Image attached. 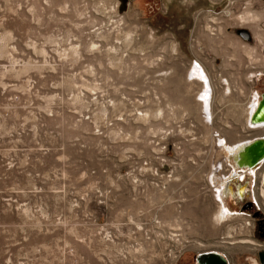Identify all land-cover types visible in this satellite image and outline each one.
<instances>
[{"label": "rangeland", "instance_id": "rangeland-1", "mask_svg": "<svg viewBox=\"0 0 264 264\" xmlns=\"http://www.w3.org/2000/svg\"><path fill=\"white\" fill-rule=\"evenodd\" d=\"M257 92L264 0H0V264H262L264 163L210 182Z\"/></svg>", "mask_w": 264, "mask_h": 264}, {"label": "bare ground", "instance_id": "bare-ground-1", "mask_svg": "<svg viewBox=\"0 0 264 264\" xmlns=\"http://www.w3.org/2000/svg\"><path fill=\"white\" fill-rule=\"evenodd\" d=\"M240 22L242 24H245L246 18L243 16L240 19ZM193 76H195L194 78H197V79L200 78L199 80L203 83V88L200 93L201 94L200 100H202L201 102L203 105L206 104L207 106L206 111L209 110V114L211 115L210 117L213 119L212 98H211L212 85H211V81L209 78L210 76H208L205 69L203 68L201 63L198 61L195 62V66L193 69ZM206 87H208L209 89ZM261 101H262V94H260V92H257L255 94L254 101L251 104L249 115H248V125L250 126V128L254 130L260 129L262 131L260 132V135L254 136L252 139H250V141L249 140L239 141L237 143L235 142L234 144L229 143L226 139L222 138L221 136L218 139H216L218 142V146H217L216 157L214 160L215 168L212 172V176H210L211 177L210 182L211 184H214V186L215 185L218 186L217 192H215L216 193L215 196L220 198L221 200V203H220L221 210L220 211L222 213L224 212L229 213L232 211V209L226 202L231 197L234 199L235 198L239 199L240 197V199H242L241 197H244L245 193L246 195L247 194L249 195L245 183H242V182H245L244 179H246L247 177H250L251 179L252 177L255 178L258 175L257 173L261 169L262 164L264 163V160H262L260 163L255 164V166L253 165L247 166L248 161L247 159H245V156L243 155L244 149L248 143L258 138H264V120H260V121L253 120L255 113L260 107ZM222 160H225L229 164L230 169H229L228 176L222 175L220 167L218 166V163H221ZM232 182H238V183H235L237 191L232 186ZM262 196L264 197V193L262 194ZM210 251H214V252H217L223 255L228 260V263L230 264L229 259L223 253H220L219 251H216V250H210ZM255 262L256 264H258L257 261Z\"/></svg>", "mask_w": 264, "mask_h": 264}, {"label": "water", "instance_id": "water-1", "mask_svg": "<svg viewBox=\"0 0 264 264\" xmlns=\"http://www.w3.org/2000/svg\"><path fill=\"white\" fill-rule=\"evenodd\" d=\"M254 121L264 120V93L262 94V101L260 107L253 118ZM245 159H247V166H255L264 160V138H258L248 143L244 149ZM258 215V213H257ZM261 224H264V219L260 220ZM197 261L199 264H229L228 260L221 254L208 251L198 254ZM259 259L264 264V250L259 252Z\"/></svg>", "mask_w": 264, "mask_h": 264}, {"label": "flooded vegetation", "instance_id": "flooded-vegetation-1", "mask_svg": "<svg viewBox=\"0 0 264 264\" xmlns=\"http://www.w3.org/2000/svg\"><path fill=\"white\" fill-rule=\"evenodd\" d=\"M211 3V1H210ZM237 32L242 36L244 37L245 39H251L252 35L250 33V31L248 29H244V28H241V29H238ZM250 196V195H249ZM252 201L254 202V200L252 199ZM247 205H250L251 202H247L246 203ZM261 210V209H260ZM260 226H259V230L261 232L262 235H264V224H261V222H259Z\"/></svg>", "mask_w": 264, "mask_h": 264}, {"label": "crops", "instance_id": "crops-1", "mask_svg": "<svg viewBox=\"0 0 264 264\" xmlns=\"http://www.w3.org/2000/svg\"><path fill=\"white\" fill-rule=\"evenodd\" d=\"M250 127V126H249ZM250 129H252V128H250ZM252 130H254V129H252ZM256 131V130H255Z\"/></svg>", "mask_w": 264, "mask_h": 264}]
</instances>
